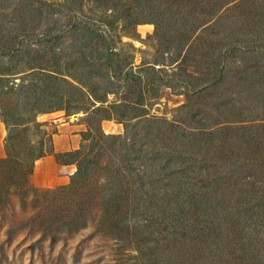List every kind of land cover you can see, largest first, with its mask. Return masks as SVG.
I'll return each instance as SVG.
<instances>
[{
  "label": "rangeland",
  "instance_id": "1",
  "mask_svg": "<svg viewBox=\"0 0 264 264\" xmlns=\"http://www.w3.org/2000/svg\"><path fill=\"white\" fill-rule=\"evenodd\" d=\"M158 1L164 5L169 0ZM171 1L181 19L171 26L173 30H179L181 16H205L202 12L209 10L205 7L216 4L215 0ZM111 5L96 0H0V119L5 126L4 147L8 143L10 152L0 162V264H264L261 222H242L238 231L224 225L228 217L239 218L234 209L241 204L246 207L240 211L250 214L247 199L264 202L258 159L252 167L232 172L222 166L219 156L220 167L215 168L209 163L215 155L179 143L181 159L186 158L182 165L191 164L182 173L177 168L179 158L171 156L164 164L158 161L150 144L155 135L141 136L145 122H140L130 128L133 142L142 148H125L122 155L134 166H145L141 178L133 176L139 186L159 189L155 204L142 199V191L132 192L131 201L144 207L132 211L124 204L126 196L115 195L126 179L114 175L111 167L110 154L117 156L113 147L121 143L108 138L124 136L125 123L137 122L125 116L110 119L122 113L129 117L139 112L142 120L145 116L167 122L189 117L197 101L193 99L192 108L188 107L186 90L194 83L185 77V69L202 74L213 65L200 54L209 39L224 46L221 57L229 51L224 60L229 74L239 61L254 65L264 53V44L255 34L264 35V0L242 5L235 11L237 16L215 29L220 32L197 45L192 39L182 50L177 42L161 39L150 14L141 13L140 23H129L123 20L128 5ZM86 29L104 38L95 37L93 42L105 41L108 49L126 60L131 74L112 86L117 93L105 94L114 70L96 58L97 52L91 54V61L75 59L77 48L89 38ZM236 36L241 37L237 44L241 50L233 52L230 43ZM55 63L63 71L58 81L48 76ZM72 75L90 86L78 84ZM75 85L84 91L74 89ZM90 88L103 101L88 97ZM233 89L232 81L225 83L211 94L210 103L229 97ZM140 90L145 101L138 111L132 101ZM124 100L129 103L122 105ZM68 116L83 117L91 132L83 153L93 161L92 169L74 189H36L29 181L33 159L50 150L52 121ZM238 151L247 155L244 143ZM245 175L257 177L254 193ZM107 194L112 197L110 211L105 209ZM242 241L257 251L255 260L239 258Z\"/></svg>",
  "mask_w": 264,
  "mask_h": 264
},
{
  "label": "trees",
  "instance_id": "2",
  "mask_svg": "<svg viewBox=\"0 0 264 264\" xmlns=\"http://www.w3.org/2000/svg\"><path fill=\"white\" fill-rule=\"evenodd\" d=\"M103 1L105 3L112 4L113 3L128 5L127 10L125 11L124 21L129 23L138 24L141 20H138L140 14L151 15L153 16V23L156 25V33L161 35V39L172 41L173 43L178 44L181 48L185 47L190 40L193 39V42L199 43V41H203L206 39L207 35L217 34L220 32L217 27L224 26L223 20L227 21L231 17L237 16V9L242 7V5L252 2L253 0H215L216 4H211L205 7V9L209 10L205 16L202 17H192L191 15L186 17L181 16L183 19L182 24L179 26V30H173L172 25L176 24L178 20V9L175 8V3L171 0L164 2V6L158 0H96ZM113 3H111V2ZM171 1V2H170ZM51 6V4H50ZM116 7H118L116 5ZM115 8V7H113ZM149 15V16H150ZM250 21H255L254 17L250 18ZM174 22V23H173ZM184 23V24H183ZM185 29V31H181ZM200 32L198 33V31ZM159 31L161 32L159 34ZM86 33L88 34L87 41L80 44L77 48V55L75 59H84L86 61H91L93 53H98L99 56L96 58L100 59L102 64H106V68H113L114 70V78L111 77L109 80L110 89L105 93H117L113 89V85L117 82H120L121 79L127 78L131 73L126 69V60L120 57L118 51L108 49L106 47V42L103 43H95L93 42V38L100 37L102 39L103 36L99 34L96 30L86 29ZM258 39L261 38V43L264 44V35L260 36L258 33H255ZM213 36H211L212 38ZM240 36H236L233 43H230L233 52L241 50L237 44L240 42ZM177 39L178 41H176ZM181 48V50H182ZM224 50V46L221 45L219 41L216 43L213 39H209L206 48L203 49L200 54L213 64L209 65L207 69L201 74L198 71L190 72L185 69V77L192 79L194 83L192 89L186 90L188 107L192 108L193 103L195 109L191 112L189 117H180L175 119L174 121L167 122L165 120L160 119H147L144 116V120H142V113H135L130 115L129 117L122 113L119 117H110V119L121 120L122 117L137 119V122L132 123L127 121L125 123V135H110L108 138L112 139V141H120L119 148H114L115 154L117 156H113L110 154L113 164L114 175L126 179L123 187H120L121 192L116 193V197L119 199V196H126L124 200V204H126L132 211L136 209H143L141 205L136 206L134 201H131L129 195L134 194V191H142L140 193L142 199H147L148 203H154L153 199L156 195V190L159 189L156 187L154 189L142 188L139 186L136 181H134L133 176L136 178H141V171L145 169V166L142 165H132V163L128 160V157L124 154L122 155V150L131 149L139 150L142 148L137 142H133L134 137L133 132L130 127L137 126L140 122H145L141 127L144 132H141L142 135H146L147 138L154 133L155 137L151 138L150 141L153 148L156 150L155 157H157L158 161L163 163L167 162V159L171 156H175L181 160V163L177 168L181 170L182 173H186L187 169H190L191 164L182 165L185 163L186 158H182L183 151L180 150L179 143L183 146H187L190 148H194V152L201 151L205 149V152L211 153L215 155L214 158L209 162L210 166L219 168L220 165L217 160V156L221 159V164L224 168H230L233 172V169H237L238 167L250 168L257 160V163L260 165V169L264 171V53L259 55L260 57L255 61V63L243 65L242 61L237 62L238 67L234 71V73L229 74L227 72V63L224 62L226 58V54L229 52L225 50L222 57L221 53ZM87 52L88 54H86ZM180 53V52H179ZM182 53V52H181ZM180 53V54H181ZM91 56V57H89ZM224 56V57H223ZM58 59V58H57ZM243 65V66H241ZM263 67V68H262ZM51 74L48 76L51 79L60 80L59 74L61 73V69L58 67V63H55V66L50 70ZM63 72V71H62ZM72 78L79 83L81 79L77 77V75H72ZM232 81L234 86L233 91L230 92L229 97H224L218 99L214 103H210L212 100L211 94L218 93V90L225 83ZM86 84V83H82ZM89 87L90 85H85ZM74 89L79 91H84L81 86L75 85ZM77 87V88H76ZM172 87V86H170ZM190 91V92H189ZM88 97L93 98L97 101H103L102 98L93 90L88 89L87 91ZM193 92V93H191ZM143 91H139V95L135 101H132L134 105H132L133 109L141 111L142 103L145 101L143 96ZM193 99L197 102H193ZM210 99V100H209ZM128 100H124L122 105H127ZM193 102V103H192ZM119 106V105H118ZM211 106V107H210ZM211 108V109H210ZM139 133L138 130H136ZM144 133V134H143ZM91 135V132L83 133V144L81 148L71 153V157L74 159V162L77 166V170L74 175L71 177L70 184L67 188H76L81 182L82 178L90 172L92 169L93 161L91 159L86 160V154L83 153L85 147H87L88 136ZM234 143H231V142ZM96 144L98 140L95 141ZM245 144V149L247 155H240L238 148L241 144ZM5 145L6 155L9 157L10 152L8 151V143ZM125 149V150H126ZM118 153H117V152ZM53 152V147L51 146L50 150L46 154H50ZM45 154H41L39 156L34 157L33 165L35 161ZM1 161H5V159H0ZM262 167V168H261ZM252 170V169H251ZM262 171L263 177L264 173ZM160 176V174H157ZM181 179L186 177L180 176ZM246 177L248 179H246ZM262 177V178H263ZM154 178V177H151ZM244 180H247V184L250 185L253 193L256 188V181L254 176L245 175L243 176ZM115 179V178H112ZM121 179V180H122ZM115 180H120L116 178ZM154 180V179H153ZM157 180V177H156ZM166 181L164 179L161 180ZM110 185V181L108 182ZM155 181H153L154 185ZM107 185V187L109 186ZM261 187L264 188V182L260 184ZM66 187H62L60 189H65ZM111 187L109 186V189ZM139 189V190H138ZM249 193V191H248ZM168 195L167 192L164 194ZM107 196V204L105 205V209L110 211V199L112 198L109 194ZM133 198V197H132ZM115 200V199H114ZM248 203L247 207L250 214L247 212L246 215L240 211L246 207V205L241 204L237 209V217L231 216L228 217L226 223L224 225L230 229V231H235L238 226L242 224V222H250L258 224L261 222L264 225V202L262 200H258L256 202H252L251 199L246 200ZM113 202V201H112ZM113 206H115V202H113ZM155 204V203H154ZM112 206V207H113ZM150 206V205H149ZM162 206V205H161ZM159 207L160 210H164V206ZM245 206V207H244ZM122 207V204L120 205ZM120 210V208L118 209ZM230 225L231 227H228ZM234 227V229L232 228ZM237 233V232H236ZM238 234V233H237ZM239 258L241 257H249L255 260L258 257L257 251L254 252V249L248 248L247 243L242 241L239 245ZM254 257H253V256ZM264 256V255H263ZM264 262V259L263 261Z\"/></svg>",
  "mask_w": 264,
  "mask_h": 264
},
{
  "label": "crops",
  "instance_id": "3",
  "mask_svg": "<svg viewBox=\"0 0 264 264\" xmlns=\"http://www.w3.org/2000/svg\"><path fill=\"white\" fill-rule=\"evenodd\" d=\"M53 152L37 159L30 175V184L36 189H56L70 184L77 170L71 153L78 151L83 144V133L88 126L83 117H64L52 121ZM5 126L0 119V159L6 156L3 143Z\"/></svg>",
  "mask_w": 264,
  "mask_h": 264
}]
</instances>
